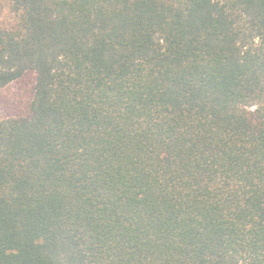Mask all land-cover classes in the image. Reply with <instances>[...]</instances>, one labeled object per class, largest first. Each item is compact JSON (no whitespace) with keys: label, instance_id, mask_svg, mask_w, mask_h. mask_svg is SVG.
Instances as JSON below:
<instances>
[{"label":"trees","instance_id":"16d2710c","mask_svg":"<svg viewBox=\"0 0 264 264\" xmlns=\"http://www.w3.org/2000/svg\"><path fill=\"white\" fill-rule=\"evenodd\" d=\"M0 264H264V0H0Z\"/></svg>","mask_w":264,"mask_h":264},{"label":"rangeland","instance_id":"374dc122","mask_svg":"<svg viewBox=\"0 0 264 264\" xmlns=\"http://www.w3.org/2000/svg\"><path fill=\"white\" fill-rule=\"evenodd\" d=\"M11 15L5 10L0 14V22H7ZM35 75L28 73L19 81L0 89V120L24 118L31 114Z\"/></svg>","mask_w":264,"mask_h":264}]
</instances>
